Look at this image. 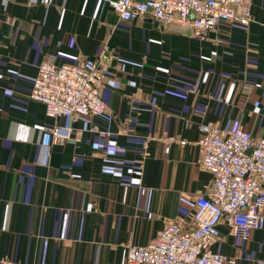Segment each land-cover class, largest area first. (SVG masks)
Wrapping results in <instances>:
<instances>
[{
    "label": "crops",
    "instance_id": "0c3cea01",
    "mask_svg": "<svg viewBox=\"0 0 264 264\" xmlns=\"http://www.w3.org/2000/svg\"><path fill=\"white\" fill-rule=\"evenodd\" d=\"M114 0H0V264H123L210 185L199 126L264 139V0L205 40L151 17L108 24ZM99 59L106 113L70 124L29 97L39 63ZM54 123L82 131L54 143ZM215 253L264 264V229L218 227Z\"/></svg>",
    "mask_w": 264,
    "mask_h": 264
},
{
    "label": "built area",
    "instance_id": "2783aa9c",
    "mask_svg": "<svg viewBox=\"0 0 264 264\" xmlns=\"http://www.w3.org/2000/svg\"><path fill=\"white\" fill-rule=\"evenodd\" d=\"M118 21L145 16L161 25H182L205 40L221 23L248 27L249 0H117L108 1ZM99 59L57 65L51 57L37 67L30 99L41 103L49 118L76 120L106 113ZM197 145L199 165L211 174L205 192L194 201L191 222H170L144 246H129L123 264H235L236 259L211 250L220 241L218 227L242 240L264 229V139L242 129L231 131L202 124ZM54 143H64L82 131L54 123L48 129Z\"/></svg>",
    "mask_w": 264,
    "mask_h": 264
},
{
    "label": "water",
    "instance_id": "95a60500",
    "mask_svg": "<svg viewBox=\"0 0 264 264\" xmlns=\"http://www.w3.org/2000/svg\"><path fill=\"white\" fill-rule=\"evenodd\" d=\"M114 1H117V0H114ZM114 21H115V19H114V15L111 14V15L108 17V24H111V23H113Z\"/></svg>",
    "mask_w": 264,
    "mask_h": 264
}]
</instances>
